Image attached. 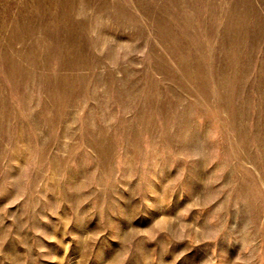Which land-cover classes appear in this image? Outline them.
Masks as SVG:
<instances>
[{"label":"rangeland","instance_id":"1","mask_svg":"<svg viewBox=\"0 0 264 264\" xmlns=\"http://www.w3.org/2000/svg\"><path fill=\"white\" fill-rule=\"evenodd\" d=\"M0 264H264V0H0Z\"/></svg>","mask_w":264,"mask_h":264}]
</instances>
